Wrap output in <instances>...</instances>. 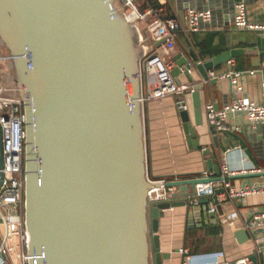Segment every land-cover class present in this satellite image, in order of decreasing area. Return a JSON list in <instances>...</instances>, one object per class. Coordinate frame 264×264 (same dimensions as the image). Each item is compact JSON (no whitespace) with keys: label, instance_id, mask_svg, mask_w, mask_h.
Segmentation results:
<instances>
[{"label":"water","instance_id":"water-1","mask_svg":"<svg viewBox=\"0 0 264 264\" xmlns=\"http://www.w3.org/2000/svg\"><path fill=\"white\" fill-rule=\"evenodd\" d=\"M117 4L0 0V42L25 113L27 264H163L170 258L158 234L163 211L184 208L189 229L217 221L208 211L210 198L195 199L197 184L222 180L196 130L205 122L202 99L212 97L209 86L217 83L207 72L247 54L264 55V50L231 48L201 62L180 52L173 56L171 75L178 81L182 73L193 86L185 93L191 112L177 110L187 147L209 156L214 177L170 179L166 185L178 188L174 198H181L149 204L148 190L159 183L151 182L147 171L143 48L136 26ZM207 126L217 148L216 134L224 130ZM254 177H264V171L225 180ZM223 192L215 188V204ZM234 236L239 243L248 240L245 229ZM251 260L257 264L255 256Z\"/></svg>","mask_w":264,"mask_h":264},{"label":"crops","instance_id":"crops-1","mask_svg":"<svg viewBox=\"0 0 264 264\" xmlns=\"http://www.w3.org/2000/svg\"><path fill=\"white\" fill-rule=\"evenodd\" d=\"M135 1L139 3V6L147 5L144 0ZM164 1L162 8L169 16L179 15L190 8L209 10L212 14L210 24L203 30L199 32H187L184 28L180 30L184 34V38L175 35V48L172 52L164 50L159 45L158 51L165 60L173 61V56L178 52L182 53L186 59H190L191 36L201 37L207 32L219 34L214 43L219 48H227L223 51L231 48L264 50V33L249 30L239 31L233 26L234 5L241 1L246 6L248 20L251 23L264 24V0ZM0 46L2 47L1 42ZM180 47L185 50H180ZM262 67H264V55L253 53L242 56L237 61L233 59V64L225 63L215 71H246ZM192 76L196 81H199L196 71H193ZM178 81L186 83L185 75L181 73L178 76ZM1 82L5 87L11 89L7 94L14 96L13 82ZM236 84L241 88L243 97L255 102L261 100L262 86L259 74L244 75L236 80ZM209 87L212 97L202 99L203 108L207 104L221 108L238 95L235 86L227 78L217 80L215 85ZM176 99L177 96L171 95L163 99L149 100L144 104L148 176L151 179H189L201 177L203 171H209L214 177L213 170L209 169L207 164L209 156L203 155L201 149L191 150L187 147L175 105ZM183 99L191 112L190 95L185 94ZM225 123L232 130L216 134L219 144L217 148L214 146L213 136L205 122L201 127L196 128L197 134L201 135V148H209L210 153L213 154L212 164H217L220 169L221 165L226 163L230 169L239 172L236 175L250 172L254 168L264 169L262 126L252 124L243 114L230 115ZM230 183L235 187L262 186L264 177L236 178ZM180 198L178 196L174 199ZM217 198L218 204H215L217 221L204 226V229L187 228L182 207L163 211L164 216L160 219L158 234L161 250L170 254V258L163 260V264H253L252 256L256 257L257 264H264V245H258L256 242L257 237L264 235V230L246 228V224L255 214H264V193L249 195L239 200L225 199L223 194H219ZM215 225L220 227L219 233L215 236L206 234L205 229ZM237 229L246 230L247 241L243 243L237 241L234 236ZM2 235L3 229L0 226V237ZM200 240L202 242H199ZM10 243L11 251L7 262L9 264H26V255L24 256L26 249L20 243L19 238H11ZM258 248L261 249V252L257 251Z\"/></svg>","mask_w":264,"mask_h":264},{"label":"built area","instance_id":"built-area-1","mask_svg":"<svg viewBox=\"0 0 264 264\" xmlns=\"http://www.w3.org/2000/svg\"><path fill=\"white\" fill-rule=\"evenodd\" d=\"M120 8L129 22L134 23L139 32V43L143 48L141 59V81L144 87L142 94L143 105L149 100L163 99L171 95L177 96L175 105L177 110L188 109L183 99L187 91H192V85L176 81L171 75L175 63L165 60L154 43L163 39L160 45L164 50L172 52L175 48V35L184 28L187 32H199L211 21L209 10L187 9L181 14L169 16L160 7H154L152 3L164 5V0H144L147 4L144 8L137 5L135 0H118ZM264 10V7H263ZM142 25V26H141ZM233 26L236 30H249L264 33V24L251 23L247 17L244 2L234 5ZM201 62V61H198ZM233 64V59L227 62ZM259 74L261 77V100L252 101L241 95V88L236 80L244 75ZM210 79H229L235 86L236 97L228 104L216 109L212 104L205 105V122L214 125L218 130H232L226 125V119L230 115L243 114L252 124L260 125L264 133V67L257 70L207 72ZM11 89L5 87L0 80V129L2 135V167L0 168V226L3 235L0 237V264H9L7 257L11 251V238L18 237L20 243L26 249L28 233L24 222V123L25 113L23 103L15 95H8ZM185 102V103H184ZM264 171V169H252L250 172ZM236 172L223 163L220 168L221 181L197 184L195 186V199L205 196L209 200V212L215 213V203L211 199L215 188L223 187L225 199L239 200L249 195L264 193V185L240 187L233 186L226 181L227 176L236 175ZM213 174V173H212ZM2 175V177H1ZM201 177L211 178L209 171H203ZM149 178V176H148ZM159 186L148 190V203L168 201L174 199L176 187L167 186L168 180L151 179ZM195 201H191L193 203ZM247 229L264 230V214H255L246 224ZM258 245H264V235L256 238ZM258 252L261 249L258 248ZM27 260V258H26Z\"/></svg>","mask_w":264,"mask_h":264},{"label":"trees","instance_id":"trees-1","mask_svg":"<svg viewBox=\"0 0 264 264\" xmlns=\"http://www.w3.org/2000/svg\"><path fill=\"white\" fill-rule=\"evenodd\" d=\"M154 7H162L163 5H160L158 3H152ZM141 8H144V5L140 6ZM176 35H179L181 38H184V34L180 31L177 32ZM219 34L217 32H207L201 37L197 36H191V49L189 50L190 53V60L192 61H203L206 59H209L220 52H222L224 49L227 48H219L215 46V39L218 37ZM180 50H185L184 48L180 47ZM242 57V56H241ZM240 57L236 58L235 61L239 60ZM220 67V66H219ZM217 67L216 69H218ZM201 149V148H200ZM204 229V228H203ZM220 227L218 225H215L213 227H209L205 229L206 234L208 235H216L219 233ZM203 240V239H202ZM200 240L199 242H202Z\"/></svg>","mask_w":264,"mask_h":264},{"label":"rangeland","instance_id":"rangeland-1","mask_svg":"<svg viewBox=\"0 0 264 264\" xmlns=\"http://www.w3.org/2000/svg\"><path fill=\"white\" fill-rule=\"evenodd\" d=\"M117 6H121V4H120V2L117 0ZM137 3V5L139 6V3L138 2H136ZM122 9V8H121ZM123 10V9H122ZM123 11H125V10H123ZM142 26V25H141ZM2 56H6V52H5V50L0 46V59H1V57ZM5 72V64H4V62L2 61V60H0V80L1 81H5V79L3 78V73ZM10 74V73H9ZM8 81H10V82H12L11 80H9L8 79ZM219 210H220V208H219ZM26 254H24V256H25ZM26 260V259H25ZM26 264H27V261H26Z\"/></svg>","mask_w":264,"mask_h":264},{"label":"flooded vegetation","instance_id":"flooded-vegetation-1","mask_svg":"<svg viewBox=\"0 0 264 264\" xmlns=\"http://www.w3.org/2000/svg\"><path fill=\"white\" fill-rule=\"evenodd\" d=\"M0 60H2L5 64V72L3 73V78L5 79V81H8V79L11 80V76L9 74L11 72V69L7 56H2Z\"/></svg>","mask_w":264,"mask_h":264}]
</instances>
